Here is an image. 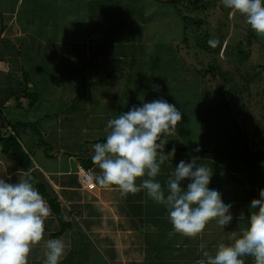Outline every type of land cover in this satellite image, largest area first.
Segmentation results:
<instances>
[{
    "label": "crops",
    "instance_id": "crops-1",
    "mask_svg": "<svg viewBox=\"0 0 264 264\" xmlns=\"http://www.w3.org/2000/svg\"><path fill=\"white\" fill-rule=\"evenodd\" d=\"M76 2L16 0L13 9H0L1 20L5 21L0 22V133L5 135L9 129L6 135H16L32 160L25 171L11 152L2 153L0 142V177L15 183L34 173L36 180L57 198L67 222V228L60 233L61 226L44 198L50 215L44 220L43 240L32 245L27 264H42L44 241L48 239L65 241L66 252L60 264H198L203 251L212 250L227 240L228 233L242 226L241 214L247 218L251 200L258 199L259 190L264 188V164L260 168L253 163L244 168L237 163L231 167L225 164L220 151L210 146L207 149H212L211 153L176 150L168 163L161 165L155 179L166 189L176 165L195 157L198 164L212 170L209 188L217 189L222 199L231 202L233 219L228 225L210 220L192 237L175 232L164 205L148 198L143 189L132 194L122 193L117 186L95 183L92 188L84 187L80 182L82 169L90 171L92 177L100 172L91 160L92 146L104 142L107 121L142 102L158 98L168 102L172 95L166 90L167 83H159L160 78L155 73L151 75L154 69L147 67L143 59L148 58L152 45L146 31L153 22L149 21L145 4L80 0L76 8ZM166 43L159 42L157 46L172 51L173 44L169 40ZM56 57L63 65H57L58 70L74 83L69 91L60 89L57 100V90L46 89L45 83L56 77L47 76L50 69L60 71L51 67L46 70L44 66ZM164 66L154 67L161 72ZM31 96L36 98L33 105ZM78 100L82 106L77 105ZM24 111L27 117L23 119ZM179 111L190 119L188 125L197 120L205 129L203 121L199 122L204 118L202 112ZM18 122L37 123L50 149L46 151L45 145L39 144V135L31 127L17 125L15 129ZM186 125L178 122L176 129L164 137L167 142L160 145L159 154L171 151L164 147L193 146L178 138L187 132ZM236 143L242 145L241 139ZM249 155L248 149L242 154L244 158ZM142 179L137 178L136 183ZM243 259L245 264H253L252 257Z\"/></svg>",
    "mask_w": 264,
    "mask_h": 264
},
{
    "label": "clouds",
    "instance_id": "clouds-1",
    "mask_svg": "<svg viewBox=\"0 0 264 264\" xmlns=\"http://www.w3.org/2000/svg\"><path fill=\"white\" fill-rule=\"evenodd\" d=\"M222 4L242 14L250 28L264 36V0H222ZM207 43L214 48L218 42ZM180 121L181 112L163 98L142 102L109 119L104 142L92 146L91 160L100 172L90 179L99 186H117L122 193L145 190L148 198L164 205L173 230L192 237L208 221L226 226L233 216L231 202L222 199L217 189L209 188L212 170L198 164L195 157L176 165L166 189L155 179L161 165L176 151L173 147L167 154H159L158 149ZM137 178H143L139 184ZM249 209L247 218L240 216L242 226L212 250L203 251L198 264H245L247 256L253 258V264H264V188L259 190L258 199L251 200ZM49 215V207L30 180L19 178L11 183L0 177V264H27L32 245L43 240L44 220ZM44 245L42 264H60L65 241L48 239Z\"/></svg>",
    "mask_w": 264,
    "mask_h": 264
},
{
    "label": "rangeland",
    "instance_id": "rangeland-1",
    "mask_svg": "<svg viewBox=\"0 0 264 264\" xmlns=\"http://www.w3.org/2000/svg\"><path fill=\"white\" fill-rule=\"evenodd\" d=\"M131 1L145 4L146 13L149 12L148 15L151 16L149 21L153 20L146 31L147 41L152 45H149V51L147 50L148 58L143 59L147 61V67L154 69L151 75L155 73L160 78L157 82L167 83L166 90L172 95L168 103L175 105L178 110H186L188 114L201 115L202 112L204 116L199 120L206 126L203 130L202 122L198 123L196 120L194 124L191 123L193 125H188L190 119L187 120V115H181L180 122L187 124L188 129L178 138L181 137L185 144H192L200 149L210 146L215 148L220 151V156L228 166L235 167L237 163L241 168L249 167L242 161V154L247 152L245 143L254 152L264 151V36L255 33L238 11L232 12L225 8L222 0H201L204 5L201 8L192 7V2L196 0H186L179 5L182 12L187 16L202 19L203 26L200 27L208 30L210 40L218 42L216 47H210L207 51L199 47L192 36L193 30L196 32L199 26L189 24L185 33L184 21L181 18L183 14L179 13L176 6L163 3L164 0ZM15 3L16 0H0V9H13ZM75 4L78 8L81 5L80 0ZM136 18L140 20L138 15ZM2 21L5 22L1 20L0 15V22ZM76 22L80 23L79 20ZM117 27L121 28L119 24ZM111 29L115 30L113 27ZM117 36L122 38L123 34L117 33ZM184 36L187 37L186 40ZM168 40L173 44L172 51L157 46L159 42L168 44ZM23 51L24 48L21 52ZM58 60L57 57L48 60L47 62L52 63L44 65L46 70L51 67L60 71L57 68V65L60 66ZM162 64L166 65L163 71L155 70L154 66L161 69ZM53 74L56 77L47 80L45 87L57 90L54 95L57 100L58 92L61 94L60 89L69 91L74 83L68 79L70 76L67 77L62 71L51 72L50 69L47 76L51 78ZM77 105L83 104L78 100ZM21 116L26 118V111ZM195 132L198 137H195ZM240 139L242 145L236 143ZM248 139L254 143H250ZM237 144V149L233 151Z\"/></svg>",
    "mask_w": 264,
    "mask_h": 264
},
{
    "label": "trees",
    "instance_id": "trees-1",
    "mask_svg": "<svg viewBox=\"0 0 264 264\" xmlns=\"http://www.w3.org/2000/svg\"><path fill=\"white\" fill-rule=\"evenodd\" d=\"M111 2L113 0H110ZM186 0H164L162 1L163 3H171L172 5L176 6V8L178 9L179 13L183 14L181 15V18L182 20L184 21V30H185V33L186 31H188L189 29V24H196L197 26H203V22H202V19H196L194 17H190V16H187L185 15L182 10L179 8V5L183 4ZM193 3V6L192 7H195V8H201V7H204L203 3H201V0H196ZM200 3V5H199ZM206 29V28H205ZM197 32V34H196ZM196 32L193 30V37L195 38L196 42L198 43L197 45L199 47H201L202 49L204 50H209L210 46L208 45V41L211 39L210 38V34L208 32V30H203L201 27L196 30ZM184 39L186 40L187 37L184 36ZM183 39V40H184ZM202 41V44H200ZM28 98L30 97V95H27ZM31 96V102H30V105H33L35 104L34 100H36V98H34ZM19 125V126H29L31 127L33 130H35V132L39 135V144H42V145H45V149L46 151H48L50 149V145L42 138L41 136V131L39 130V128L37 127V123H17L14 125V128H16V126ZM245 139V138H244ZM249 140V139H248ZM247 141V140H244V142ZM0 142L2 143V153H9L11 152L14 156H16L18 159H19V162L22 166V168L25 170V171H28L32 165V160H31V157L29 155V153H27L21 143L19 142V140L17 139L16 135L10 133L8 135H4L2 133H0ZM248 142V141H247ZM246 146H247V149L249 150V157L248 158H243L242 161L246 164H249V163H253L254 166L260 168L261 165L264 164V151H251L249 149V145L247 143H245ZM173 147H164V149L166 150H171ZM176 150H181V151H194V149H196L195 147L193 146H182V147H175ZM201 151H204V152H213L212 149H200L199 152ZM28 180H30V182L33 184V186L36 188V190L43 196V198L46 199V201L48 202L51 210L54 212L60 226H61V232H63L66 228H67V222L66 220L64 219V216L61 212V208H60V204L57 200L56 197H54L47 189V186L44 184V183H40L36 180V175L34 173H28Z\"/></svg>",
    "mask_w": 264,
    "mask_h": 264
},
{
    "label": "built area",
    "instance_id": "built-area-1",
    "mask_svg": "<svg viewBox=\"0 0 264 264\" xmlns=\"http://www.w3.org/2000/svg\"><path fill=\"white\" fill-rule=\"evenodd\" d=\"M90 177H92L90 171H88L87 169L81 170L80 182L84 187L92 188L95 186V183L92 179H90Z\"/></svg>",
    "mask_w": 264,
    "mask_h": 264
}]
</instances>
